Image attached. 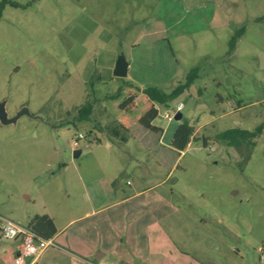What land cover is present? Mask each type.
<instances>
[{
    "label": "rangeland",
    "instance_id": "obj_1",
    "mask_svg": "<svg viewBox=\"0 0 264 264\" xmlns=\"http://www.w3.org/2000/svg\"><path fill=\"white\" fill-rule=\"evenodd\" d=\"M9 1L18 5L0 13V101L15 119L0 122V215L27 226L40 200L65 190L79 203L85 170L100 176L95 161L106 160L107 174L133 172L124 178L135 187L168 197L177 210L166 224L192 264H264V0ZM195 67L167 106L141 92H169ZM180 102L181 120L162 116ZM151 106L160 136L138 123ZM183 119L194 132L179 154L169 143ZM261 123L250 149L214 137ZM157 241L175 246L165 234ZM8 243L0 236V250Z\"/></svg>",
    "mask_w": 264,
    "mask_h": 264
},
{
    "label": "crops",
    "instance_id": "obj_2",
    "mask_svg": "<svg viewBox=\"0 0 264 264\" xmlns=\"http://www.w3.org/2000/svg\"><path fill=\"white\" fill-rule=\"evenodd\" d=\"M74 152L75 157L81 154L75 147ZM108 163L106 160L95 161L94 167L100 171V176L85 170V176L80 178L83 193L79 203L70 190H65L62 196L57 192L40 200L38 214L48 215L57 232L50 238L53 244L32 264H89L87 261L98 264L195 263L196 259L179 248L173 238L181 234L180 230L166 224V218L176 215L177 210L171 208L168 197L161 193L149 194L151 186L135 187L133 177L124 178L133 172L123 171L120 176V169L114 166L107 174ZM171 170L170 167L165 178ZM51 181L52 178L49 184ZM52 200L56 206L49 209L46 202ZM175 220H170L171 225ZM162 234L172 240L173 249L158 243ZM8 241L6 248L0 250V264H13L17 242Z\"/></svg>",
    "mask_w": 264,
    "mask_h": 264
},
{
    "label": "trees",
    "instance_id": "obj_3",
    "mask_svg": "<svg viewBox=\"0 0 264 264\" xmlns=\"http://www.w3.org/2000/svg\"><path fill=\"white\" fill-rule=\"evenodd\" d=\"M9 3L12 5H18L16 2H11L9 0L0 1V13L3 9L4 4ZM241 28L237 33L233 34L228 40L229 53H231L235 48L236 38L242 32ZM198 68H191L186 73L185 82L172 88L169 92H163L154 86H148L142 88L141 92L154 103L159 105L167 106L171 100L178 96L189 84L193 83L196 78ZM90 103L85 104L80 108V110L86 114L90 111ZM158 111L154 106L149 107L145 113L139 118L138 123L144 130H149L158 133L160 136L162 134V129L153 126L152 120L156 118ZM263 124H259L252 130H245L239 127H233L229 129H224L217 134H215V139L221 140L226 143V146H231L234 148H239L244 145L247 149H250L255 145V137L261 132ZM113 133L118 136V130L116 128L112 129ZM194 129L190 125L187 119H183L182 122L176 126L173 131L169 146L171 149L177 151L179 154L183 151L186 145L193 138ZM206 138H203V143L205 144ZM113 185L115 180L112 182ZM27 227L30 228L36 236L43 239H50L57 229L53 220L46 214H34L27 222Z\"/></svg>",
    "mask_w": 264,
    "mask_h": 264
},
{
    "label": "built area",
    "instance_id": "obj_4",
    "mask_svg": "<svg viewBox=\"0 0 264 264\" xmlns=\"http://www.w3.org/2000/svg\"><path fill=\"white\" fill-rule=\"evenodd\" d=\"M183 106V103L180 102L173 107H168L163 111L162 116L167 119H173L175 114L180 112ZM83 138L84 136L80 132L77 133L73 144H76L78 140ZM0 236L3 237V239L17 242V249L14 253L13 264H32L35 258L43 250L53 244L51 239L40 238L39 236H36L27 226H22L21 224L16 223L3 215H0ZM87 263L98 264L94 261H87ZM108 264H113V262Z\"/></svg>",
    "mask_w": 264,
    "mask_h": 264
},
{
    "label": "water",
    "instance_id": "obj_5",
    "mask_svg": "<svg viewBox=\"0 0 264 264\" xmlns=\"http://www.w3.org/2000/svg\"><path fill=\"white\" fill-rule=\"evenodd\" d=\"M127 68H128V63L126 62V60L124 59L122 55H119L116 58L114 68L112 69V74L120 78L125 77ZM4 102H5L4 100L0 101V122L8 123V122L14 121L15 118H11V119L7 118L5 107H4ZM174 119L181 120L182 114L180 112H177L174 116ZM77 151L79 152L80 150L77 149ZM73 156L74 157L76 156L75 152L73 153Z\"/></svg>",
    "mask_w": 264,
    "mask_h": 264
}]
</instances>
